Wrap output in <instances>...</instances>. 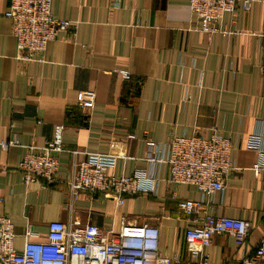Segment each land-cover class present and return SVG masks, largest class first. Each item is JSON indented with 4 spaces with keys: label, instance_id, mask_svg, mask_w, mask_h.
<instances>
[{
    "label": "crops",
    "instance_id": "obj_1",
    "mask_svg": "<svg viewBox=\"0 0 264 264\" xmlns=\"http://www.w3.org/2000/svg\"><path fill=\"white\" fill-rule=\"evenodd\" d=\"M249 1L248 10L238 3L219 21V32L207 34L189 0H53V14L77 28L51 42L42 61L23 62L5 16L9 0H0V215L11 218L18 250L31 225L40 241L54 221L118 231L127 216L130 224L161 229L164 255L195 264L185 232L197 216L176 214L180 201L201 199L194 188L165 181L157 196H128L119 206L111 194L75 196L69 183L83 152L116 155L111 173L130 176L150 170L143 161L148 141L207 138L219 130L231 138L240 170L209 210L250 221L252 233L240 247L229 235L215 236L209 251L212 264H244L264 236V170L255 168L260 153L250 148L256 135L264 150V0ZM86 92L96 101L85 111L78 95ZM58 125L65 126L67 150L59 181L26 185L21 160L29 146L51 143ZM158 173L169 178L166 167Z\"/></svg>",
    "mask_w": 264,
    "mask_h": 264
},
{
    "label": "built area",
    "instance_id": "obj_2",
    "mask_svg": "<svg viewBox=\"0 0 264 264\" xmlns=\"http://www.w3.org/2000/svg\"><path fill=\"white\" fill-rule=\"evenodd\" d=\"M53 0H9L5 16L11 19L12 33L17 42L18 60L42 61L49 44L61 33H73L77 24L58 19L52 12ZM251 7L249 0H189L197 19L199 31L207 34L219 32V21L226 13L235 12L238 3ZM125 79L129 73L122 71ZM78 106L87 110L94 107L93 92L80 93ZM65 126L55 128L54 140L44 146L31 145L20 162L19 170L24 183L30 185L42 180L48 185L60 179L61 154L67 152L63 144ZM260 139L250 138V148L259 151L260 161L255 165L264 170V150ZM4 149L13 143H2ZM233 144L229 136L214 130L209 137L173 135L162 144L147 143L144 162L150 170H138L133 175L115 177L111 172L117 157L111 153L83 152V159L75 165L70 190L77 196L80 191L115 195L119 206L125 198L140 194L157 196L161 183L187 185L194 188L200 200L184 199L176 211L196 215L186 229L185 241L189 245L190 258L195 264H212L210 247L215 236L229 235L236 245L243 246L252 230V223L244 219H232L215 215L209 210L214 195L224 194L232 174L240 170L232 158ZM75 155L80 152L73 151ZM159 167H166L169 178L161 179ZM209 199V200H208ZM160 230L144 224H130L122 216L118 231L104 230L92 223L73 219L69 224L60 221L49 223L43 240L32 225L23 234L22 250L16 247L14 224L10 217L0 215V264H182L179 255H164L160 250ZM244 264H264V236Z\"/></svg>",
    "mask_w": 264,
    "mask_h": 264
}]
</instances>
